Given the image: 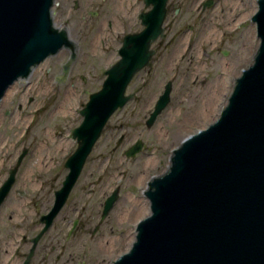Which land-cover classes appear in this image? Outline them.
Segmentation results:
<instances>
[{"label": "rangeland", "instance_id": "obj_1", "mask_svg": "<svg viewBox=\"0 0 264 264\" xmlns=\"http://www.w3.org/2000/svg\"><path fill=\"white\" fill-rule=\"evenodd\" d=\"M203 1L172 0L171 7L178 6L179 15L174 17L172 12L165 38L153 45L156 53L150 65L128 88L132 99L111 117L74 190L72 209L90 219L94 230L101 205L120 189L101 234L92 239L91 231L81 237L79 233L73 240L88 241L84 247L89 249L99 239H107L109 251L101 257L102 264H110L130 249L138 222L149 216V208L141 207L142 216L134 226L136 216L126 218V212L133 210L137 199L149 202L144 194L148 183L167 171L173 151L186 137L218 119L234 82L253 63L259 47L252 22L258 0H216L202 11ZM56 2L60 6L54 8L55 23L68 27L79 48L76 63L59 81L70 53L63 50L48 58L29 79L17 82L0 106V178L27 151L20 165L19 188L44 182L45 191L37 194L46 207L52 200L51 189L67 176L65 164L78 147L73 131L83 120L81 111L90 95L101 90L105 72L119 61L124 37L143 30L133 22L140 0ZM169 82L171 103L148 128L147 120ZM139 140L144 144L142 152L127 157Z\"/></svg>", "mask_w": 264, "mask_h": 264}, {"label": "water", "instance_id": "obj_2", "mask_svg": "<svg viewBox=\"0 0 264 264\" xmlns=\"http://www.w3.org/2000/svg\"><path fill=\"white\" fill-rule=\"evenodd\" d=\"M167 1L147 0L153 8L142 15L143 30L124 38L119 61L105 72L101 90L90 95L81 111L83 120L73 131L78 147L65 164L68 175L47 225L65 204L111 117L132 99L127 95L131 82L150 65L153 45L165 37ZM55 3L0 0V106L7 92L48 58L63 50L70 53L59 81L76 63L78 45L67 29L57 27ZM252 22L259 39L253 63L234 82L218 119L186 137L173 151L167 171L148 183L144 194L150 214L139 221L130 249L112 264H264V0H258ZM171 96L169 82L148 128ZM143 148L139 140L126 156L136 157ZM16 172L2 187L0 203ZM118 198L119 189L107 199L104 218Z\"/></svg>", "mask_w": 264, "mask_h": 264}, {"label": "flooded vegetation", "instance_id": "obj_3", "mask_svg": "<svg viewBox=\"0 0 264 264\" xmlns=\"http://www.w3.org/2000/svg\"><path fill=\"white\" fill-rule=\"evenodd\" d=\"M209 2L210 0H204L202 2V11L215 5L216 0H213L212 5H209ZM171 5L172 0H168L166 4L167 14L164 27H166L165 25L168 21H171L172 12L175 14L174 17H177L180 13V8L178 6L177 8H172ZM58 6H60V4L56 2L55 7ZM141 7L143 8L141 9ZM152 8L153 5L149 6L147 0H140L139 7L135 8L139 10V12L133 15V22L143 27L142 15L149 12ZM91 14L93 16L98 15L97 12H91ZM67 18H70V15H68ZM128 18L131 20L132 16H128ZM59 28L67 29L70 34L66 25ZM20 167L21 166H14L9 168L0 178L1 192L2 187L10 178L11 173L17 170L15 181L9 193L0 203V264H102L101 257L105 256L109 251L107 239H99L94 242L89 249L84 247V245L88 244V241L81 240L73 242V240L76 239L79 233L81 237V235H87L91 231L92 239L98 234H101L102 227L114 208L113 207L104 218L106 201L115 190L112 191L101 205V215L98 224L94 226V230H91L92 221L90 219L85 220V218H83L85 215H78V209H72L73 205L71 206V199L79 181L78 179L61 210L53 217L50 225H47V216L54 209L56 194L62 190L67 176L61 179L59 186L51 189L50 195L52 196V200L50 206L46 207L45 199H42L41 196L37 194L38 192L43 193L45 191L44 182H33L34 184L30 186L24 183L22 188H19ZM47 186H49V184H47ZM31 190L34 194L30 193ZM66 209H68L69 214L75 213V216L67 215L68 213L62 215ZM123 254L122 252V255ZM120 256L121 255L116 259Z\"/></svg>", "mask_w": 264, "mask_h": 264}, {"label": "bare ground", "instance_id": "obj_4", "mask_svg": "<svg viewBox=\"0 0 264 264\" xmlns=\"http://www.w3.org/2000/svg\"><path fill=\"white\" fill-rule=\"evenodd\" d=\"M257 9V8H256ZM254 11H256V10H254ZM12 89V88H11ZM10 89V90H11ZM10 90H9V92H10ZM63 110L65 109V108H62ZM62 143L60 142V145H61ZM43 158V157H42ZM146 186V182H144L143 183V188ZM142 206H145V207H147V208H149V210H148V212H149V214H150V203L149 202H144V204L141 202V200L140 199H137V201H134L133 202V204H132V208H133V210H129V211H127L126 212V214H125V217L126 218H129V217H131V215H134V216H136L135 218H134V220H133V222H132V225L134 226V225H137V222H138V220L141 218V216L142 215H140V211H141V207ZM142 214V213H141ZM124 216V215H123ZM139 223V222H138ZM133 231V230H132ZM132 240L134 241V236H133V238H132Z\"/></svg>", "mask_w": 264, "mask_h": 264}]
</instances>
